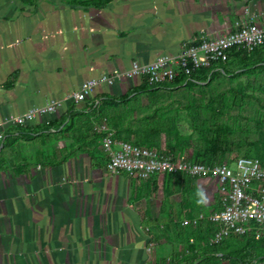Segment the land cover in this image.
<instances>
[{"label": "crops", "instance_id": "obj_1", "mask_svg": "<svg viewBox=\"0 0 264 264\" xmlns=\"http://www.w3.org/2000/svg\"><path fill=\"white\" fill-rule=\"evenodd\" d=\"M246 13L264 20V0H0V119L64 98L133 60L177 55L195 36L229 31ZM142 83L102 84L92 97L120 96ZM73 104L5 131L0 264H207L184 231L153 232L154 221L192 216L180 181L108 174L87 102L62 123L71 131L50 125ZM197 188L209 197L206 207L216 203L213 180L200 178Z\"/></svg>", "mask_w": 264, "mask_h": 264}, {"label": "built area", "instance_id": "obj_2", "mask_svg": "<svg viewBox=\"0 0 264 264\" xmlns=\"http://www.w3.org/2000/svg\"><path fill=\"white\" fill-rule=\"evenodd\" d=\"M264 45V20L246 13L238 17L233 28L221 34L200 33L184 45L177 55H160L149 63L133 60L125 70L93 77L64 98L52 99L33 106L20 114H9L0 119V144L5 131L24 126L39 116L56 112L67 102L92 105L100 100L93 98L95 89L125 79L140 78L148 86L174 82L181 75L225 63L233 50L254 51ZM97 140L107 154L106 169L110 175L127 174L145 180L153 176L185 173L209 178L217 184V207L202 210L184 219L185 225H199L210 221L214 231L210 244L215 245L232 235L254 232L257 238L264 235V163L257 157L238 156L232 161L214 164L197 162L185 155H175L154 147L124 140L116 135L106 118L94 122Z\"/></svg>", "mask_w": 264, "mask_h": 264}, {"label": "rangeland", "instance_id": "obj_3", "mask_svg": "<svg viewBox=\"0 0 264 264\" xmlns=\"http://www.w3.org/2000/svg\"><path fill=\"white\" fill-rule=\"evenodd\" d=\"M227 64L228 72H216L209 80H191L176 87H156L148 94L139 93L131 97L133 99L129 98L113 108V116L120 119L116 122L117 127L128 139L146 140L162 150L174 149L199 159V156H209L204 153L207 131L224 125L230 130V141L218 157L233 159L250 151L253 156L264 160V46L244 57L231 58ZM81 117L84 121L87 116ZM154 119L162 124L154 129L146 126ZM84 123L88 124L87 121ZM65 125V129L61 128L62 124L56 126L60 129L55 133L71 131L73 125L68 121ZM208 159L214 158L209 156ZM194 179L189 183L180 180V184L184 200L195 198L192 213L197 215L195 213L204 209V205L197 203L199 179ZM166 222H172L177 231L192 225H185L183 219L154 221L156 236L162 237L170 230L169 225L165 227ZM206 237H201L202 242L197 239L204 244ZM249 245L256 250L252 257L264 255V239L249 242ZM224 247L233 254L243 248L242 241L237 239L229 240Z\"/></svg>", "mask_w": 264, "mask_h": 264}, {"label": "trees", "instance_id": "obj_4", "mask_svg": "<svg viewBox=\"0 0 264 264\" xmlns=\"http://www.w3.org/2000/svg\"><path fill=\"white\" fill-rule=\"evenodd\" d=\"M92 3H103L107 0H90ZM264 46V45H263ZM261 46V47H263ZM261 47L256 48L254 51H257L258 49H260ZM251 51V52H254ZM250 52L245 51V50H233L230 53L229 59L225 62V63H221L219 65H212L209 68H202L196 72H194L191 75H181L179 77H177L175 79L174 82L171 83H164L161 85H156V86H148L146 83H142L139 87L134 88L132 90H130V92L126 93V94H122L120 96H112V95H104V97H98L97 99L100 100V103L97 104L95 101L93 102L92 105H87L91 110H90V115H88V117L94 118L95 120H103L104 118L107 119L108 124L116 130V135L117 137L124 139V140H128V141H132L138 144H142V145H147L149 147H154L157 148L159 150V147L152 145L151 143L147 142L146 140H137V139H128L125 136H123L122 134V130L120 129V127H117L116 123L118 120H120L118 118V116L114 117L113 113L110 112V110L112 108H117L120 102L125 103L132 95H135L136 93L142 92L145 94H148V92H150L151 90H153L156 87H176L179 85H182L188 81L191 80H196V81H205V80H209L213 74H215L216 72H228V62L231 60V58H235V57H240V56H245L246 54H248ZM76 106L77 104H73L72 106H70L69 111L67 112V114L63 115L60 117V119L52 122L50 125L51 126H60L63 122H65L66 119H72L73 116L75 115L74 111H76ZM117 110V109H114ZM113 111V109H112ZM108 112V113H107ZM146 124V123H145ZM144 124V125H145ZM162 124L158 123V119H154L151 122H147L146 126H151L152 129L156 128L158 125ZM22 127V126H19ZM230 130L228 129V127L226 126H218L215 128H211L207 131V135H206V140H207V144H206V148H205V152L207 153L209 156L213 157L214 159L210 160L208 159L209 156L204 157V156H199V159H195V158H191L197 162H202L205 164H214V163H219V162H223V161H232L233 159L230 158H226V157H218L217 155H219L221 153V151L224 149L225 145L228 144V142L230 141ZM98 137V136H97ZM165 152H169V153H174L175 155H183L181 153L175 152L174 149H169V150H162ZM244 156H249V157H257L258 159H260L258 156H253L251 154V152H247L246 155ZM218 157V158H217ZM238 157V156H237ZM236 158V157H235ZM261 161L264 163V160L261 159ZM166 176H168L169 178H177L179 181H184L185 183H189L192 180H195L194 178H198L200 179L201 177L198 176H191L185 173H176V174H166ZM198 189V188H197ZM199 190V189H198ZM190 199V198H189ZM204 205V209L202 210H207V209H211L214 207H217V204H213L210 207H206L205 204H201ZM189 206L191 207L190 209H188L190 211L191 215H194L193 212V208L195 206V198L192 196L191 200L188 201L185 199V205H183L182 207L187 209V207L189 208ZM200 211H197L195 214H198ZM204 223H200L197 226L194 225H189V226H185L184 228H181L182 231H184L183 236H186V245L189 246L190 250L194 251L197 248H201L204 250V255L207 256L209 258L207 264H220L222 261H228L229 264H264V255H262L261 257H252V254L256 251L253 247H251L249 245V242L252 243H256V242H261L264 239V235L260 238L256 237V234L254 232H250L248 234L245 235H232L229 236L228 238L224 239L222 242H220L219 244H215L212 245L210 244V237L213 234L214 231V226L210 221H203ZM168 223V224H167ZM171 227L172 222H166L165 227ZM152 227L154 228V226L152 225ZM207 236L206 238V243H201L203 241V238H201L202 236ZM197 238H200V240H198ZM193 239V241H191ZM196 239L198 241H196ZM233 239H237V240H241L242 241V246L243 248L240 249L237 254H233L232 251L227 250L224 245H226V243L229 240H233Z\"/></svg>", "mask_w": 264, "mask_h": 264}, {"label": "clouds", "instance_id": "obj_5", "mask_svg": "<svg viewBox=\"0 0 264 264\" xmlns=\"http://www.w3.org/2000/svg\"><path fill=\"white\" fill-rule=\"evenodd\" d=\"M197 195L199 196V199L197 200L198 204H206L208 202L209 197L203 188L198 190Z\"/></svg>", "mask_w": 264, "mask_h": 264}]
</instances>
